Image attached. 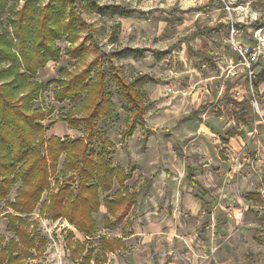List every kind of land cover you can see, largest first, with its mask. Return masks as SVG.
<instances>
[{
  "label": "rangeland",
  "instance_id": "1",
  "mask_svg": "<svg viewBox=\"0 0 264 264\" xmlns=\"http://www.w3.org/2000/svg\"><path fill=\"white\" fill-rule=\"evenodd\" d=\"M75 2L78 42L91 36L85 43L90 55L84 61L72 59L66 54L70 43L64 37L57 40L61 59L38 70L35 78L42 88L33 105L46 113L39 121L45 139L87 137L83 127L74 129L62 120L72 103L56 101L58 85L46 83L61 68L72 74L98 58L108 74L114 111L109 120L99 119L100 130L85 139L93 151L100 149L104 137L113 144L104 146L105 160L124 172L123 183L136 196L112 216L103 201L106 193L99 191L101 201L92 213L96 235L85 236L64 218L40 213L46 190L30 214L14 211L10 203L16 183L0 199L1 246L16 239L7 228L6 216L13 214L34 223L31 236L45 239L43 249H32L25 264L69 263L68 232L73 234L71 246L74 240H86L85 250L97 249L99 235L119 238V246L105 253L108 264H124L127 258L137 264H264V0ZM10 3L0 0L5 6L0 22L11 32L6 22ZM23 4L16 0V9ZM111 64L126 81L146 76L136 86L147 105L143 114L132 113L119 95ZM204 104V112L191 114ZM127 119L132 132L122 137ZM232 129L242 133L228 137ZM39 146L45 153L46 145ZM63 158L49 175V192L56 193L66 182L76 189L77 179L68 181L74 171L58 174ZM188 167L200 187L189 184ZM117 189L114 183L110 198ZM252 191L258 200L246 196ZM123 213L122 221L114 224V217ZM105 218L112 226L104 225Z\"/></svg>",
  "mask_w": 264,
  "mask_h": 264
},
{
  "label": "trees",
  "instance_id": "2",
  "mask_svg": "<svg viewBox=\"0 0 264 264\" xmlns=\"http://www.w3.org/2000/svg\"><path fill=\"white\" fill-rule=\"evenodd\" d=\"M15 1L11 0L6 20L12 26V31L7 29L3 21L0 22V199L5 198L11 187L19 183L15 199L10 205L14 211L27 215L34 210L46 190V198L39 207L40 213H45L50 219L64 218L85 236H94L96 221L92 213L98 210L100 192L106 193L103 201L112 216L121 204L130 205L136 196V193L129 192V186L124 185V172L110 166L109 160H105L104 146L113 144L104 137L100 149L93 151L88 148L89 142L85 139L90 140L94 130H100L99 119L109 120L114 111L107 85L108 74L100 66L98 58L94 57L72 74L61 68L60 75L46 83L58 85L54 92L56 101L68 100L72 103L62 120L71 128L83 127L87 137L69 140L51 136L45 139V130L39 121L46 113L33 105V100L42 88V83L35 75L47 61L59 59L61 48L57 40L62 37L70 43L66 54L72 59L84 61L90 55L85 43L91 36L78 42L80 21L75 0H47L43 5L45 0H24L20 9H16ZM2 9L5 6L0 4ZM235 25L241 27L239 23ZM110 74L131 112L143 114L147 105L141 103L136 86L143 84L146 76L126 81L112 64ZM238 102L243 103V100ZM206 107V104L199 106L191 114L195 116L202 113ZM238 121L247 123L246 120ZM126 125L122 137L132 132L129 119ZM226 133L228 137H233L242 131L235 132L232 129ZM41 144L46 145L45 153L41 151ZM62 154L64 158L58 174L62 173L63 176L65 171H74L68 181L72 182L75 177L76 189L73 190L66 182L60 184L56 193H52L49 192V175L55 171ZM186 178L190 185L201 186L190 167ZM114 183L120 189L112 192L113 197L110 198L108 193L112 191ZM246 196L259 199L253 191ZM123 214L114 217V224L122 221L126 215ZM6 217L7 228L14 231L16 239L10 238L3 246L0 244V264H25L23 261L32 256V249L39 252L43 249L45 239L30 235L32 228L29 227L34 226V223L26 218L13 214ZM109 223L112 222L105 218L104 225L112 226ZM127 223L128 220L124 226ZM72 236V232H68L65 237L66 247L72 262L79 260L78 264H89L90 260L94 264L105 263V253L113 251L120 244L119 238L99 235L97 249L90 246L85 250L86 240H74L71 246L69 239Z\"/></svg>",
  "mask_w": 264,
  "mask_h": 264
},
{
  "label": "crops",
  "instance_id": "3",
  "mask_svg": "<svg viewBox=\"0 0 264 264\" xmlns=\"http://www.w3.org/2000/svg\"><path fill=\"white\" fill-rule=\"evenodd\" d=\"M64 57V56H63ZM65 57H68V56H66L65 55ZM69 58V57H68ZM61 59V56H60V58L58 59V60H56V61H52V60H49L47 63H46V67H47V65H54L55 63H58V61ZM110 260V259H109ZM92 261V260H91ZM90 261V262H91ZM92 263V262H91ZM65 264H78L77 262H72V260L69 262V263H65ZM104 264H108V262H106V263H104ZM119 264H120V262H119ZM124 264H137L136 263V261H133L131 258H127L126 259V262H125V260H124Z\"/></svg>",
  "mask_w": 264,
  "mask_h": 264
},
{
  "label": "built area",
  "instance_id": "4",
  "mask_svg": "<svg viewBox=\"0 0 264 264\" xmlns=\"http://www.w3.org/2000/svg\"><path fill=\"white\" fill-rule=\"evenodd\" d=\"M231 31H235L233 28H231ZM233 48L238 50L239 52L243 51V48L241 47V45L236 44L235 42H232Z\"/></svg>",
  "mask_w": 264,
  "mask_h": 264
}]
</instances>
